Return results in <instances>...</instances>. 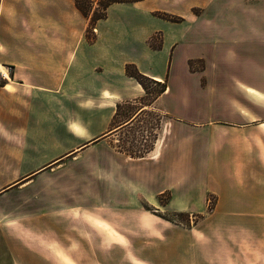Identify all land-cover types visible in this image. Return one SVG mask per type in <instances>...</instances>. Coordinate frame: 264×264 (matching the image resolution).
Masks as SVG:
<instances>
[{"label":"crops","instance_id":"obj_1","mask_svg":"<svg viewBox=\"0 0 264 264\" xmlns=\"http://www.w3.org/2000/svg\"><path fill=\"white\" fill-rule=\"evenodd\" d=\"M148 2L110 4L93 31L74 0H0V202L20 224L37 213L21 227L38 233V251L24 236L0 237V264H264V60L193 69L188 53L160 66ZM127 64L164 90L145 104ZM136 101L134 114L155 108L163 120L133 162L108 143L113 173L133 163L134 198L107 191L100 210L51 209L57 193L40 186L47 168L131 125L134 115L115 118ZM165 192V211L203 213L208 196L213 204L182 228L141 205L157 207Z\"/></svg>","mask_w":264,"mask_h":264},{"label":"rangeland","instance_id":"obj_2","mask_svg":"<svg viewBox=\"0 0 264 264\" xmlns=\"http://www.w3.org/2000/svg\"><path fill=\"white\" fill-rule=\"evenodd\" d=\"M97 1L92 0L96 14L101 10V5H98ZM81 2L86 6V0H81ZM147 5L154 9L150 17L146 19V27L156 30L149 38L148 44L156 48L160 66L164 62L168 64L170 60L172 62L177 61L178 58L183 60L188 53L192 54L188 62L193 69L201 68L204 61L255 62L264 60V0H149ZM89 7L87 4V9ZM89 14H92V10ZM96 21L89 25L93 31H95ZM171 40L179 42V45L172 50H170L171 47L168 48ZM173 51L174 56L172 57ZM226 77L229 78L230 75ZM144 84L147 96L144 97L143 102L146 104L159 93L161 86L149 79H145ZM139 106L138 101L123 103L115 122L134 115L135 120L132 119L131 125L77 154L69 155L56 167L47 168L40 179V186L50 191L51 195L54 192L57 193L55 203L46 202L51 209L59 206L63 209L73 206L86 210H100L107 204L103 196L107 191L123 190L127 198H134L137 182L132 177L133 168L130 164L133 163L129 162H133L136 157L150 153L156 132L163 120L161 113L155 108L134 114ZM90 139L92 137L87 134L81 138V141L85 143ZM108 143H111L118 155L129 161L121 163V172L118 175H116L117 165L109 162V156L112 155L109 154ZM167 197L166 192L160 194L157 207L150 205L142 197H139V200L148 212L182 228L193 227L201 222L213 204V198L208 196L207 211L203 213L170 212L161 207ZM8 206V203L0 202V237L24 236L27 241L26 247L38 251L34 243L38 239V233L29 234L27 232L22 235V232L27 230L21 227L22 223L31 221L37 213H26L27 218L20 224L5 216L4 211L9 208ZM13 215L16 216V214ZM197 258L201 256L197 255ZM199 262L203 264L204 260L196 261L197 264ZM3 263L10 264L5 261ZM80 263L72 262L63 256L62 264ZM41 264L47 263L42 262ZM83 264H86V261Z\"/></svg>","mask_w":264,"mask_h":264},{"label":"trees","instance_id":"obj_3","mask_svg":"<svg viewBox=\"0 0 264 264\" xmlns=\"http://www.w3.org/2000/svg\"><path fill=\"white\" fill-rule=\"evenodd\" d=\"M87 1V4H89V9H87V4L86 6L82 4L81 0H74L76 7L78 8V10L84 15V16H89V25L91 24V22H94L95 20H98L100 18H104L106 15V9L107 7L115 2H122V3H130V2H134V1H138V0H98L97 2H99L98 5H101V10L98 11V13L96 14L95 11V7L92 6V0H89L90 2ZM101 2V3H100ZM89 10V11H88ZM90 10H92V14H89ZM88 25V30L91 28ZM88 36V33H87ZM126 73L133 76L141 85L142 87L146 90L145 84H144V80L145 79H149L146 76H144L143 74L139 73L137 71V69L133 66V65H128L126 66ZM151 80V79H149ZM152 82L158 84L161 86V90L159 91L162 92L165 88V84L162 82H158V81H154L151 80ZM158 94V93H157Z\"/></svg>","mask_w":264,"mask_h":264}]
</instances>
